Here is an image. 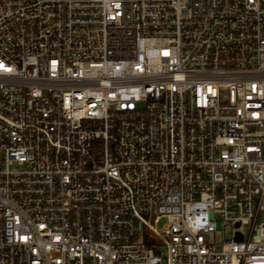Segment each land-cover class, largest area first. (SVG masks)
Here are the masks:
<instances>
[{"label":"built area","instance_id":"2783aa9c","mask_svg":"<svg viewBox=\"0 0 264 264\" xmlns=\"http://www.w3.org/2000/svg\"><path fill=\"white\" fill-rule=\"evenodd\" d=\"M0 264H264V0H0Z\"/></svg>","mask_w":264,"mask_h":264},{"label":"rangeland","instance_id":"374dc122","mask_svg":"<svg viewBox=\"0 0 264 264\" xmlns=\"http://www.w3.org/2000/svg\"><path fill=\"white\" fill-rule=\"evenodd\" d=\"M164 223H165V221L164 220H161V222L158 224V228L159 229H162L163 226H164ZM229 236H230V233H229V230L227 229L226 230V237L228 238ZM212 239H214V238L212 237ZM215 240L216 241H222L223 240V233H222V231H218L216 233Z\"/></svg>","mask_w":264,"mask_h":264}]
</instances>
